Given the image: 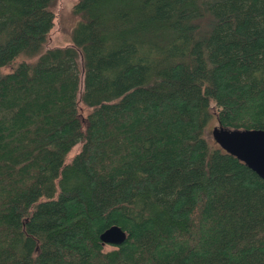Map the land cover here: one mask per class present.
<instances>
[{"label": "trees", "instance_id": "1", "mask_svg": "<svg viewBox=\"0 0 264 264\" xmlns=\"http://www.w3.org/2000/svg\"><path fill=\"white\" fill-rule=\"evenodd\" d=\"M53 2L0 0V264H264V178L207 136L264 130V0H78L43 51Z\"/></svg>", "mask_w": 264, "mask_h": 264}, {"label": "water", "instance_id": "2", "mask_svg": "<svg viewBox=\"0 0 264 264\" xmlns=\"http://www.w3.org/2000/svg\"><path fill=\"white\" fill-rule=\"evenodd\" d=\"M215 140L239 159L249 161L252 168L264 178V130L244 129L228 131L213 129ZM103 244L120 245L126 239V232L118 225H112L100 234Z\"/></svg>", "mask_w": 264, "mask_h": 264}, {"label": "rangeland", "instance_id": "3", "mask_svg": "<svg viewBox=\"0 0 264 264\" xmlns=\"http://www.w3.org/2000/svg\"><path fill=\"white\" fill-rule=\"evenodd\" d=\"M78 0H54L51 5V10L54 15L53 25L49 32L47 42L43 48L44 50L54 47H65L71 44V33L79 21V16L73 13V6ZM81 64V59L79 60ZM82 74L79 82V91L83 89ZM216 127L215 120H211L207 127V136L211 141L213 140L218 144L213 136V129ZM80 148V144H76L70 152V156L75 154ZM106 248H109L106 245Z\"/></svg>", "mask_w": 264, "mask_h": 264}]
</instances>
